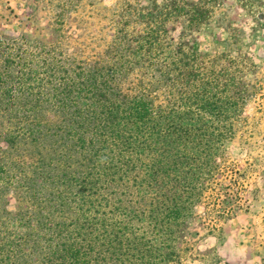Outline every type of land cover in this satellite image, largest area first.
Returning <instances> with one entry per match:
<instances>
[{"label": "rangeland", "instance_id": "1", "mask_svg": "<svg viewBox=\"0 0 264 264\" xmlns=\"http://www.w3.org/2000/svg\"><path fill=\"white\" fill-rule=\"evenodd\" d=\"M184 1L209 11L189 33L174 20L161 27L160 5L170 0H0V86L15 90L7 101L0 96V264L40 263L45 251L35 243L67 218L55 202L56 176L80 155L66 141L49 145L59 139L52 134L64 136L67 118L56 107L57 71L112 69L110 85L122 95L165 106L174 95L161 74L165 54L205 70L232 59L247 87L243 116L175 264H264V0ZM149 39L145 61L138 43Z\"/></svg>", "mask_w": 264, "mask_h": 264}, {"label": "trees", "instance_id": "2", "mask_svg": "<svg viewBox=\"0 0 264 264\" xmlns=\"http://www.w3.org/2000/svg\"><path fill=\"white\" fill-rule=\"evenodd\" d=\"M160 6L161 27L174 20L185 33L209 16L206 7L184 0ZM153 39L138 43L145 61ZM161 57L167 61L160 63L162 78L174 94L165 106L122 95L110 85L112 69L79 68L73 77L57 71L56 107L67 118L64 136L52 134L59 139L49 145L68 142L80 159L65 162L68 169L56 176L55 202L67 218L48 224L44 241L35 243L45 251L38 264L178 263L195 211L243 116L247 87L232 59L205 70L184 64L182 54ZM0 90L3 101L15 92L12 82ZM28 134L37 144L39 132ZM15 246L21 253V243Z\"/></svg>", "mask_w": 264, "mask_h": 264}]
</instances>
